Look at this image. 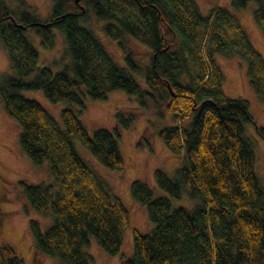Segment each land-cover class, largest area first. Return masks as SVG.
Here are the masks:
<instances>
[{
    "label": "trees",
    "instance_id": "trees-1",
    "mask_svg": "<svg viewBox=\"0 0 264 264\" xmlns=\"http://www.w3.org/2000/svg\"><path fill=\"white\" fill-rule=\"evenodd\" d=\"M248 1L232 4L239 8ZM253 1L264 33V0ZM88 12L105 21L102 29L118 41L128 68L82 23ZM54 27L63 32L71 57L58 70L38 64V50L27 35L32 30L51 48ZM131 39L149 54H136ZM0 42L17 72L1 79V105L21 126V149L36 164L48 160L57 183H19L32 208L53 219L45 229L29 221L38 252L57 255L63 264H93L85 249L93 235L107 253H119L130 227L129 208L79 154L74 138L105 166L121 169L120 130L150 111L162 122L161 139L184 157L173 177L157 168L156 181L174 197L187 191L195 205L173 206L145 180L134 179L131 195L147 206L153 227L133 228V250L122 264H264V186L245 134V123L254 118L248 99L225 95L216 58L246 61L249 85L264 101V57L234 12L214 4L203 13L197 0H52L50 13L40 18L24 0L13 9L0 0ZM116 89L135 95L141 111L117 108L113 130L98 127L91 133L72 106L82 111L84 94L103 99ZM23 90H42L49 101L63 104V124ZM256 129L264 139V127ZM0 264L26 263L13 246L0 242Z\"/></svg>",
    "mask_w": 264,
    "mask_h": 264
},
{
    "label": "rangeland",
    "instance_id": "rangeland-1",
    "mask_svg": "<svg viewBox=\"0 0 264 264\" xmlns=\"http://www.w3.org/2000/svg\"><path fill=\"white\" fill-rule=\"evenodd\" d=\"M8 1L13 9L19 6L21 0ZM24 1L28 10L40 18H46L50 13L52 0ZM197 2L203 13H207L214 4L225 6L234 12L254 46L264 57V33L254 18V10L257 7L255 1L250 0L239 8L233 6L232 0H216V3L214 0H197ZM81 21L94 30L114 60L128 68L118 41L105 34L102 29L105 21L97 18L92 12L83 16ZM53 31L55 43L51 48L44 47L40 37L32 30H28L27 35L38 50V64L49 65L58 70L64 64L70 63L71 57L66 50L67 43L63 32L55 27ZM128 42L136 54H149L144 44L133 39ZM216 58L224 72L222 89L225 95L249 100V111L254 118V123H245V134L252 143L255 153V169L264 186V139L256 129V125L264 127V101L249 85L246 61L235 55L218 54ZM131 73L144 88L148 87L142 75L133 71ZM4 75H17V72L9 65L8 54L0 42V82ZM32 76V74L25 75L24 78L28 80ZM22 92L26 96L40 101L63 124L60 114L63 104L52 103L42 90H23ZM83 96L86 108L79 111L77 106L73 105L72 107L91 133L98 127H108L113 130L117 108L141 111L135 95L122 89L110 91L103 99H93L87 94ZM153 119L155 121L150 123ZM166 121L173 122L170 118H167ZM189 121L190 119H188ZM161 123L150 111L140 112L131 127L120 130L118 141L124 159V166L121 169L105 166L79 139L74 138V144L79 154L105 181L112 194L118 196L130 211V227L125 232L119 253L115 255L107 253L96 238L93 235L90 236V243L86 245L85 249L94 256L93 264H122L123 258L131 255L133 250V228H137L141 232H150L153 227L147 206L136 201L131 195L130 188L134 179L145 180L153 188L156 196L168 197L173 206L192 208L195 205V200L188 196L187 191H184L180 197H174L160 187L156 181L155 170L157 168L163 169L173 177L177 168L184 163L183 155L172 152L159 136L157 130L162 126ZM20 131V124L5 112L0 100V242L13 246L26 264H63L57 255L41 254L35 248L29 221L36 219L41 228L45 229L53 219L51 215H42L32 208L19 186L20 180L30 183L46 182L55 185L57 183L50 172L48 160L44 159L40 164H36L21 149ZM145 138L147 140H144ZM140 141L142 142L140 143Z\"/></svg>",
    "mask_w": 264,
    "mask_h": 264
},
{
    "label": "water",
    "instance_id": "water-1",
    "mask_svg": "<svg viewBox=\"0 0 264 264\" xmlns=\"http://www.w3.org/2000/svg\"><path fill=\"white\" fill-rule=\"evenodd\" d=\"M76 1H78V0H76Z\"/></svg>",
    "mask_w": 264,
    "mask_h": 264
}]
</instances>
